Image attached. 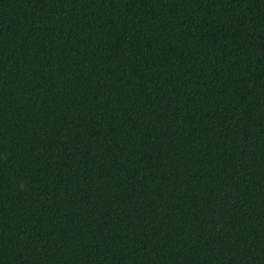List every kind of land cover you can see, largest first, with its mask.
<instances>
[{"label":"trees","instance_id":"obj_1","mask_svg":"<svg viewBox=\"0 0 264 264\" xmlns=\"http://www.w3.org/2000/svg\"><path fill=\"white\" fill-rule=\"evenodd\" d=\"M0 264H264V0H0Z\"/></svg>","mask_w":264,"mask_h":264}]
</instances>
